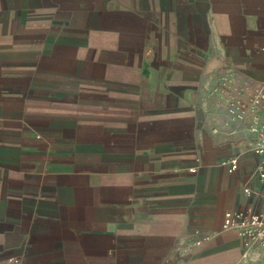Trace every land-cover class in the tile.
Here are the masks:
<instances>
[{"label": "crops", "instance_id": "1", "mask_svg": "<svg viewBox=\"0 0 264 264\" xmlns=\"http://www.w3.org/2000/svg\"><path fill=\"white\" fill-rule=\"evenodd\" d=\"M261 90L264 0H0V264H264Z\"/></svg>", "mask_w": 264, "mask_h": 264}, {"label": "built area", "instance_id": "2", "mask_svg": "<svg viewBox=\"0 0 264 264\" xmlns=\"http://www.w3.org/2000/svg\"><path fill=\"white\" fill-rule=\"evenodd\" d=\"M260 95L264 98V90ZM252 131L256 135L253 152L256 156L254 173L261 186H264V120H259L252 126ZM189 171H194V167H189ZM246 193H250L248 187L244 188ZM221 227L224 230H234L240 240L246 256L252 254L254 257L259 256L260 247L264 246V207L262 209H253L252 207H243L226 210L222 217ZM209 239V235L202 234L194 242L195 246H200ZM248 252V253H247ZM22 256L14 252L8 256V264H20Z\"/></svg>", "mask_w": 264, "mask_h": 264}]
</instances>
